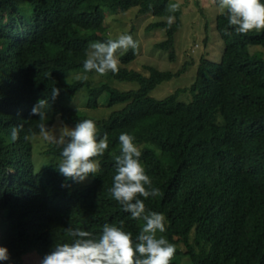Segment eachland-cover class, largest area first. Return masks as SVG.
Segmentation results:
<instances>
[{"label": "trees", "instance_id": "trees-1", "mask_svg": "<svg viewBox=\"0 0 264 264\" xmlns=\"http://www.w3.org/2000/svg\"><path fill=\"white\" fill-rule=\"evenodd\" d=\"M169 2L0 0V246L10 255L0 264H30L23 255L32 253L42 259L56 243L71 242L69 227L98 237L104 224H123L135 238L143 222L131 219L109 193L123 132L135 137L141 163L162 193L145 204L166 217L163 235L176 246L171 264H264V31L225 35L227 20L219 13L220 61L204 56L191 86L161 99L151 92L182 70L148 66L145 75L125 66L136 57L132 50L121 55L119 73L108 76L136 82V88L121 89L103 76L96 85L90 79L95 72L87 81L71 73L83 70L90 43L111 39L105 7H139L158 17L149 27L166 28L157 45L175 59L183 8L179 3L169 29ZM53 87L60 89L55 101ZM85 87L88 107L118 108L93 119L67 106ZM39 99L49 102L50 130L58 119L60 130L92 119L99 137L108 134L109 148L97 158L100 171L88 182L65 180L59 161L35 168L33 139L41 135L39 117L30 112ZM25 121L20 138L11 141L12 126ZM29 129L36 136L26 141ZM61 151L51 142L46 150L60 158Z\"/></svg>", "mask_w": 264, "mask_h": 264}, {"label": "clouds", "instance_id": "clouds-1", "mask_svg": "<svg viewBox=\"0 0 264 264\" xmlns=\"http://www.w3.org/2000/svg\"><path fill=\"white\" fill-rule=\"evenodd\" d=\"M218 13L227 20L225 35L234 31L237 35L264 31V3L262 0H212ZM181 5L170 2L166 11L167 27L175 23V13ZM231 30V31H229ZM133 54L139 50L138 42L131 34H121L115 39L95 41L88 45L86 59L83 61V72L76 75L78 81H87L88 73L95 72L100 76L119 73L117 53ZM68 84V77L65 76ZM60 95V89H51L53 101ZM49 102L39 99L32 107L30 115L38 116L39 134L44 140L61 147V159L56 165L65 180L81 183L100 171V162L109 148L108 134L98 136V129L92 119L79 120L74 127H63L59 135L51 132L47 124ZM25 122L11 128V141L20 138ZM31 129L24 139L35 138ZM119 154L114 156L115 174L109 188L111 198L117 202L130 218L142 221L138 234L133 238L131 232L123 229V224L116 226L104 224L98 237L81 228L69 227L67 236L71 242L56 243L52 250L45 254L40 264H171L176 253V246L163 235L166 232V217L163 213L149 210L145 201L162 195L158 187L153 186L152 178L141 163V147L137 146L135 137L127 132L119 135ZM140 149V150H139ZM65 185H62L64 187ZM27 255V254H26ZM10 260L6 247L0 246V262Z\"/></svg>", "mask_w": 264, "mask_h": 264}, {"label": "rangeland", "instance_id": "rangeland-1", "mask_svg": "<svg viewBox=\"0 0 264 264\" xmlns=\"http://www.w3.org/2000/svg\"><path fill=\"white\" fill-rule=\"evenodd\" d=\"M182 4L183 13L181 17V26L178 28L174 37V47L176 57L171 58L170 50H164L158 47V43L167 37V31L164 27L149 26L159 18L153 14H142L139 12V7H132L127 11H114L105 7L106 26L111 39L117 38L121 34H131L138 42L139 50L136 52V57L129 62L126 67L139 70L149 74L148 66L158 68L159 70H170L180 74L174 75L171 79L164 80L151 92L155 98H164L176 92L180 88L189 87L195 81L198 65L201 59L205 56L209 60L219 62L223 53L224 43L221 39L217 28L216 19L219 14L213 5L212 0H176ZM259 48V47H256ZM251 49H255L251 47ZM124 53H117V58L120 62V57ZM120 64V63H119ZM83 70L73 71L71 73L80 74ZM89 76V74H87ZM74 76H76L74 74ZM95 80L89 78L98 85V79L102 76L97 73L93 74ZM104 81H110L114 86L121 89H133L137 87L136 82L120 81L108 75L103 76ZM97 80V81H96ZM102 82V81H101ZM89 98L87 88H83L74 98L66 101V105L75 109L93 119H102L108 117L112 110L118 108L119 105L109 107L101 105L100 107L92 108L86 105ZM104 95L102 99H105ZM61 120H57V125L51 130L56 135H59ZM74 127L73 124H66L64 127ZM33 139V162L37 170L49 164L52 161H60V157L54 156L52 153H47L49 141L38 137ZM92 179L89 176L84 182ZM23 260L30 264H40V256L36 253L23 255ZM183 260V259H182ZM187 264L188 262H183ZM189 264V263H188Z\"/></svg>", "mask_w": 264, "mask_h": 264}]
</instances>
